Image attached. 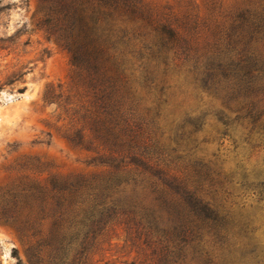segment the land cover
Wrapping results in <instances>:
<instances>
[{
    "label": "rangeland",
    "instance_id": "rangeland-1",
    "mask_svg": "<svg viewBox=\"0 0 264 264\" xmlns=\"http://www.w3.org/2000/svg\"><path fill=\"white\" fill-rule=\"evenodd\" d=\"M144 2L192 37V53L200 55L215 34H239L249 0ZM47 5L48 0H0V214L17 212L16 196L37 183L104 177L113 167L109 153L65 136L80 124L64 101L45 96L53 87L72 93L75 72L69 51L42 26ZM259 47L264 56V43ZM220 50L206 56V64L226 61ZM167 76L160 88H169L168 102L155 115L148 99L143 127L167 190L156 194L130 184L116 194L118 204L142 217L116 214L101 225L89 264H154L151 251L159 239L178 240L186 226H201L196 214L204 212L193 191L209 202L204 237L214 264H264V80L248 101L228 98L225 92L232 91L225 86L196 91L192 78L174 71ZM29 245L16 227L0 221V264H31Z\"/></svg>",
    "mask_w": 264,
    "mask_h": 264
},
{
    "label": "trees",
    "instance_id": "trees-1",
    "mask_svg": "<svg viewBox=\"0 0 264 264\" xmlns=\"http://www.w3.org/2000/svg\"><path fill=\"white\" fill-rule=\"evenodd\" d=\"M44 14L42 26L69 51L75 70L72 93H57L53 87L45 96L64 101L80 124L65 136L76 145L109 153L113 167L104 177L52 178L30 186L29 193L16 196L17 212L0 214V221L16 227L30 243L31 264H89V249L101 225L116 214L142 217L135 208L118 204L116 194L130 184L156 194L167 190L160 180V160L146 149L143 128L144 114L151 110L147 100L155 115L168 102L169 88H160L167 75L174 71L192 78L196 91L225 86L232 91L225 92L228 98L249 101L258 95L256 83L264 80L259 47L264 43V0H249L239 34H215L200 55L192 53V37L144 0H48ZM220 47L228 59L206 64L205 57L219 54ZM191 194L202 204L204 214H196L201 226H186L178 240L159 239L151 251L154 264H214L204 237L209 202L197 191Z\"/></svg>",
    "mask_w": 264,
    "mask_h": 264
}]
</instances>
